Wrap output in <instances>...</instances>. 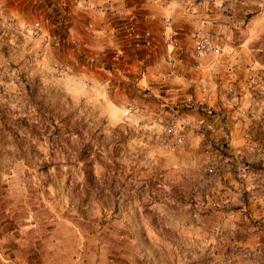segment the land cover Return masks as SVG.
Returning <instances> with one entry per match:
<instances>
[{
  "label": "rangeland",
  "instance_id": "rangeland-1",
  "mask_svg": "<svg viewBox=\"0 0 264 264\" xmlns=\"http://www.w3.org/2000/svg\"><path fill=\"white\" fill-rule=\"evenodd\" d=\"M29 1L22 8L0 2V264H23L25 247L13 239V220L24 226L44 217L74 225L73 234L58 237L63 250L76 253L75 264H264L263 234L251 237L245 225L239 230L230 220L196 217L193 177L166 166L167 153L178 146L168 147L173 138L165 131L173 113L186 132L183 108L167 101V88H136L134 78L120 73L106 88L97 86L109 75L99 58L115 70L119 47L105 48L102 37L95 44H61L56 33L68 30L45 18L43 0ZM226 2L233 37L259 35L262 48L264 31L256 26L264 22V0ZM186 5L188 12L199 7L197 0ZM34 22L45 42L29 31ZM209 30L202 33L223 52L207 57L233 52ZM178 36L168 54L179 50ZM204 167L217 176L212 164ZM245 223L262 231L259 222Z\"/></svg>",
  "mask_w": 264,
  "mask_h": 264
},
{
  "label": "crops",
  "instance_id": "crops-1",
  "mask_svg": "<svg viewBox=\"0 0 264 264\" xmlns=\"http://www.w3.org/2000/svg\"><path fill=\"white\" fill-rule=\"evenodd\" d=\"M7 1L12 8L30 3ZM197 5L194 12H188L186 0H43V13L53 27L68 30L65 36L56 33L61 44H95L102 37L105 48L119 47L121 63L115 70L108 58H99L102 71L109 75L97 86L107 87L109 78L120 73L123 78H134L131 85L136 88H167V101L183 108L186 132L183 143L167 153L166 166L176 175L183 172L193 177L197 191L190 199L201 209L194 215L230 220L239 230L245 225L251 237L264 236V46L256 43L259 35L242 40L233 37L232 5L226 0H197ZM53 6L67 12H53ZM256 28L264 31V22ZM170 29L177 30L180 48L168 54L165 34ZM209 29L222 35L219 41L224 50L233 52L217 58L192 57V35ZM208 164L215 167L216 177L205 171ZM16 219L13 239L25 247L23 264H35L34 260L64 264L61 259L75 264L76 253L63 250L58 237L60 231L74 233L70 220L71 226L47 217L20 226ZM246 221L259 222L262 231L254 233L255 226L248 227Z\"/></svg>",
  "mask_w": 264,
  "mask_h": 264
},
{
  "label": "built area",
  "instance_id": "built-area-1",
  "mask_svg": "<svg viewBox=\"0 0 264 264\" xmlns=\"http://www.w3.org/2000/svg\"><path fill=\"white\" fill-rule=\"evenodd\" d=\"M31 34L34 36H41L42 41L45 42L47 40V37L45 35H41V27L39 22H34V24L31 26L30 30ZM176 44V31L173 29H170L165 34V47L167 49L174 48ZM193 56L196 59L208 56V55H219L223 52V46L216 43L207 33H202L200 31H197L194 34L193 39ZM199 64L196 63V66ZM60 72H64L63 69L59 70ZM230 93H234L233 89L229 90ZM188 121V120H187ZM183 125V122H180L178 116L173 113L172 116L168 119L167 123L165 124V131L166 133L173 138L171 142L168 143L169 148H173L176 145H180L184 141V133L181 131V126Z\"/></svg>",
  "mask_w": 264,
  "mask_h": 264
}]
</instances>
